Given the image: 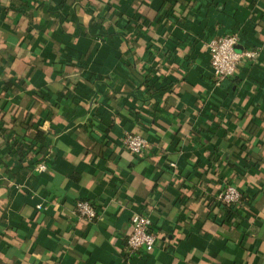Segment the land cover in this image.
Wrapping results in <instances>:
<instances>
[{
    "label": "crops",
    "instance_id": "crops-1",
    "mask_svg": "<svg viewBox=\"0 0 264 264\" xmlns=\"http://www.w3.org/2000/svg\"><path fill=\"white\" fill-rule=\"evenodd\" d=\"M234 33L256 55L216 86ZM36 131L41 173L7 136ZM133 212L159 242L125 257ZM0 264H264V0H0Z\"/></svg>",
    "mask_w": 264,
    "mask_h": 264
},
{
    "label": "built area",
    "instance_id": "built-area-1",
    "mask_svg": "<svg viewBox=\"0 0 264 264\" xmlns=\"http://www.w3.org/2000/svg\"><path fill=\"white\" fill-rule=\"evenodd\" d=\"M240 38L238 34H230L213 40L209 45L210 68L215 78V85L228 78H233L237 72L238 66L242 59H252L256 53L251 51H236ZM120 147L134 156H143L146 154L149 146L145 139L136 134H126L121 142ZM20 152V158L23 160L27 156L24 151ZM35 172L45 171L44 162H40L33 167ZM216 203L225 208H236L240 204L241 194L238 189L228 184L218 191L215 196ZM76 218L86 222H93L98 211L94 204L86 200H78L73 208ZM151 220L148 215L141 212H133L129 218V233L126 236L124 246L127 255L149 254L155 247L156 236L150 231Z\"/></svg>",
    "mask_w": 264,
    "mask_h": 264
},
{
    "label": "trees",
    "instance_id": "trees-1",
    "mask_svg": "<svg viewBox=\"0 0 264 264\" xmlns=\"http://www.w3.org/2000/svg\"><path fill=\"white\" fill-rule=\"evenodd\" d=\"M136 26L137 25H135V27ZM149 81L150 80L143 78V84H147ZM212 111H213V109H212ZM7 136H8V139L10 140V143H11L10 145L12 147H17L19 149V151H24L27 156L28 155L34 156V154H35V156L40 155L41 157L39 158L38 161H35L36 163L39 161L42 162L44 160V157L46 156V148H44L45 143H46V135L43 134L42 132L36 131L35 134L32 136H20V135H15V134H9V135L7 134ZM36 148L38 149L37 151H35ZM240 202H241V200H240ZM230 209H232V208H230ZM232 210H235V208H233ZM150 231L156 236V239H157L158 237H157V234L154 231V229L150 228ZM126 238L127 237L124 238V246L126 243ZM157 241L159 242V238L157 239ZM122 254H123V256L127 257L124 249L122 251Z\"/></svg>",
    "mask_w": 264,
    "mask_h": 264
},
{
    "label": "water",
    "instance_id": "water-1",
    "mask_svg": "<svg viewBox=\"0 0 264 264\" xmlns=\"http://www.w3.org/2000/svg\"><path fill=\"white\" fill-rule=\"evenodd\" d=\"M236 51L237 52H241V47L238 45V46H236Z\"/></svg>",
    "mask_w": 264,
    "mask_h": 264
}]
</instances>
